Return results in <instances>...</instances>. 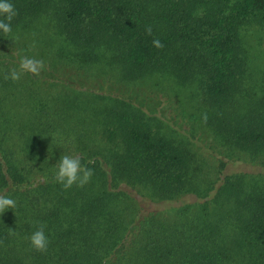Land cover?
<instances>
[{
	"label": "trees",
	"instance_id": "trees-1",
	"mask_svg": "<svg viewBox=\"0 0 264 264\" xmlns=\"http://www.w3.org/2000/svg\"><path fill=\"white\" fill-rule=\"evenodd\" d=\"M12 3L0 264H264V0ZM24 57L43 69L11 80ZM63 152L83 187L52 181Z\"/></svg>",
	"mask_w": 264,
	"mask_h": 264
},
{
	"label": "clouds",
	"instance_id": "clouds-1",
	"mask_svg": "<svg viewBox=\"0 0 264 264\" xmlns=\"http://www.w3.org/2000/svg\"><path fill=\"white\" fill-rule=\"evenodd\" d=\"M16 16L17 10L12 0H0V33L10 34L12 32V21ZM147 31L149 34L151 33L150 28H148ZM153 44L158 48L163 46L157 39L153 40ZM43 67L42 61L24 57L21 59L18 68H12L10 70L9 78L13 81H17L24 73L38 74ZM51 171L52 181L62 185L65 189L71 188L73 185L83 187L90 181L93 175L92 170L81 162L79 156L65 152L59 156ZM10 209L14 212L16 211V199L10 195H0V214ZM28 239L31 247L38 251H46L50 243L49 236L46 234L43 225L37 227Z\"/></svg>",
	"mask_w": 264,
	"mask_h": 264
},
{
	"label": "rangeland",
	"instance_id": "rangeland-1",
	"mask_svg": "<svg viewBox=\"0 0 264 264\" xmlns=\"http://www.w3.org/2000/svg\"><path fill=\"white\" fill-rule=\"evenodd\" d=\"M163 94L164 93H161V94H158V95H160L159 97L157 96L159 98L158 101L160 102V106L156 110L158 112V113H156V115H158L159 117H161L165 121H170L169 119H171L173 116H172L170 108H169L170 105L166 101V97Z\"/></svg>",
	"mask_w": 264,
	"mask_h": 264
}]
</instances>
